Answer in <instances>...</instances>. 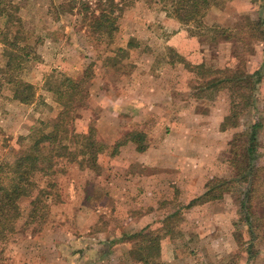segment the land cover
I'll use <instances>...</instances> for the list:
<instances>
[{
	"label": "rangeland",
	"instance_id": "1",
	"mask_svg": "<svg viewBox=\"0 0 264 264\" xmlns=\"http://www.w3.org/2000/svg\"><path fill=\"white\" fill-rule=\"evenodd\" d=\"M1 1L0 10L6 6V13H0V28L5 29L7 19L2 14L14 13L24 23L21 44L31 45L32 58L23 64L22 77L35 85L36 94L39 86L35 83L43 73L45 83L55 89L64 76L84 77L86 83L75 120L80 134L75 144L77 156L74 161L60 162L52 175H34L39 188L48 193L47 209L31 218L32 199H21L23 216L16 232L2 245L0 264H138L130 251L141 242L131 235L140 231H156L161 235L160 246L167 239V252L173 253L177 264H264V204H257L262 197L255 195L252 209L246 211L251 184L242 180L230 163L233 138L239 140L234 149L243 155L247 137H240V133H249L254 121L259 122L254 163L264 181V60L257 69L262 68L263 73L255 93L259 92L257 111L248 109L237 128L222 129L223 114L231 110L229 90L207 85L211 79L248 72L255 41H260L264 54V23L260 20H264V0H251L257 2L253 5L257 8L255 18L240 11L229 28L205 25L206 12L183 24L197 36L212 31L218 35L213 40L201 37L204 45L215 41V47H204L209 50L207 58L195 64L162 44L175 34L169 23H178L169 21L163 9L177 18L176 0H113L121 11L117 22L105 23L104 28L92 20L103 8L110 9V0H86L88 10L81 8L79 0ZM225 1L210 0L211 6L220 7ZM139 37L147 39L140 42ZM222 38L246 43H233L236 58L230 60L220 54L230 49L221 46L218 39ZM127 40L139 52L144 46L149 55L132 53L126 48ZM3 59L0 57V67ZM39 67L47 70L39 71ZM12 96L8 84L3 83L0 168L4 171L24 151L20 137L28 135L40 121L52 123L60 111L54 100L49 105L44 96H36L35 108L28 113L15 105L21 102ZM22 115L30 117L32 126L21 134L15 129ZM91 127L95 141L103 147L97 150L95 160L87 149ZM140 131L147 135L142 139L143 145L149 144L147 151H140L131 141L116 146L128 133ZM146 159H158L165 176L163 195L150 209L146 199L137 200L143 188L130 181V174H142ZM131 182L136 198L131 196L134 199L129 201L125 189L132 192ZM209 191L222 196L191 203L207 199ZM149 210L163 215L161 228L132 222Z\"/></svg>",
	"mask_w": 264,
	"mask_h": 264
},
{
	"label": "trees",
	"instance_id": "2",
	"mask_svg": "<svg viewBox=\"0 0 264 264\" xmlns=\"http://www.w3.org/2000/svg\"><path fill=\"white\" fill-rule=\"evenodd\" d=\"M0 3H2L1 0ZM78 3L84 10H88L90 7L86 0H79ZM109 3H112L109 5V10L103 8L98 15H94L93 17L92 22L98 28H104L105 23L112 24L117 22V14L121 9L113 0H110ZM5 7L0 10V13H6ZM210 7V0H176L174 2V15L183 24H186L192 20H196L200 14L203 16ZM2 15L4 17L7 16V19L4 24L5 29L0 28V39L4 46L2 54L4 64L0 67V87H2L3 83L8 84L13 92V99L19 100L24 104H32L36 101V87L33 83L24 80L22 77L23 64L32 58L31 45L27 44L23 46L21 44L25 39L23 35L24 23L14 13ZM260 18H262L261 13ZM260 20L264 23L263 19ZM262 65V68H264V62ZM261 70H257L253 74L239 71L234 76L219 77L208 81V88H224L230 92L231 110L224 120L222 125L223 130H227L230 127L237 128L240 117L248 109L254 112L257 111L255 103L258 101L259 92L256 95L255 93L258 85L263 80ZM83 78L63 77L59 88L53 90V100L60 107L56 119L52 123L40 121L39 125L32 128L28 135L21 136L20 139L24 151L11 162L10 168L7 171L0 168V254L3 251L1 249L2 245L9 239L10 235L16 232V224L23 216L20 206L22 198L30 197L32 199V209L29 215L31 218H35L38 213L47 209L45 198L48 193L45 189L39 188L38 183L34 180V175L38 172L44 175H52L55 173L56 166L60 162L74 161L77 156L75 144L79 141L78 137L80 134L75 129V120L77 104L85 96L86 82ZM258 127H260V123L254 121L249 133H240V137H247L243 145V155L238 154L236 149H234L239 140L233 138L231 142L232 157L230 163L233 168L234 166L237 167V174L241 176V179L251 184L247 191V200L245 201L247 206L244 205L246 211L252 209L250 204L252 205L255 195L260 198L262 197V200L258 201L257 204H264V191L261 184L264 181L254 163L258 153ZM94 133L95 129L91 127L87 137V149L91 151L89 154L92 160L97 159V150L100 151L103 148L95 141ZM146 138V133L142 131L131 132L127 134L125 140L117 142L116 146L118 147L131 141L138 144L140 151H144L149 146V144H142V139ZM258 182L259 187H257ZM209 192L206 194H210L207 199H195L191 203L195 204L199 200L209 201L222 196L221 193L211 195V191ZM251 214L249 210V219L254 218ZM131 238L133 240L141 238V242L136 246L137 249L130 251V255L134 256L136 261L143 264H165L159 259L161 235L156 233V231L136 232L131 235Z\"/></svg>",
	"mask_w": 264,
	"mask_h": 264
},
{
	"label": "crops",
	"instance_id": "3",
	"mask_svg": "<svg viewBox=\"0 0 264 264\" xmlns=\"http://www.w3.org/2000/svg\"><path fill=\"white\" fill-rule=\"evenodd\" d=\"M238 2H242V4ZM256 3L257 2H252L251 0H226L221 7L211 6L209 9H207L206 14L203 17V20L205 22V25L207 26H212L214 24L215 25L217 24L225 28H229L233 26V24L235 23L236 15L240 11L249 12L250 17L252 19L255 18L257 14V8L254 7L253 5H255ZM163 11L165 13V16H168L169 21L174 22L175 20V22L177 21L178 23H169L174 26L175 34L171 36L169 39L162 41V44H164L165 47L166 46L172 47L173 49L177 51L178 54L186 56V59L192 61V63L194 64L203 62L205 59V56L207 58V53L209 51V50L204 49V47H206L207 49H213L215 47V44H214L215 41L209 42V44L207 43L208 41H206L205 42L206 44L204 45L201 37H206V38L209 37L211 40H213L214 38H218V35L215 34L214 31L208 32L210 35H206V36L202 34L201 35L198 34L200 36H197L196 34L195 35L191 34L188 31L187 27L183 25V23H180L177 18L167 15V9H163ZM145 38L147 39V37H139L137 38V41L140 40V42H143ZM218 40L219 42L222 43L221 46H223V48L230 47V49L221 50V52L220 51H216V52H220V54H222L224 58L226 59L228 58L230 60L232 58H236L234 54V50L233 51L231 50L232 49L231 46H233V43H241L243 45L246 43L242 39L234 40L230 38H222ZM255 43H256L255 44L256 47H254L253 51L249 53V57H248V60H249L248 61V69H249L248 72H251V73L257 70L264 60V54L262 51L263 48L260 47V44H259L260 41L257 40L255 41ZM201 44H203L204 46H202ZM125 45H126V48H128L132 53L139 52L137 51L139 50V48L134 47V45L131 46V44L129 43V40L126 41ZM140 50L141 52H139V54H143V56H148L150 53L149 50L145 49L144 46ZM242 50H245V49L243 48ZM145 51H148V52L146 53ZM2 54H3V45L0 43V57H2ZM249 64H251V66ZM41 70H47V69H45V67H39V71ZM141 71L143 72L144 68ZM43 75L39 78V81H36L35 83L39 86L38 91H37V96H41V97L44 96L45 102L50 105L51 101L53 100V94H54L53 90H55V88L49 87L47 82L45 83V81L43 80ZM219 91H222V90H219ZM35 104H36L35 102L32 104H24V103L15 102V105H20L25 108L24 110H28V113L30 112L31 108H35L34 107ZM228 114L229 113H227V111L223 114V118H224L223 121L228 116ZM22 116L23 118L21 119V122H19L18 127L15 129L17 132L21 134L26 131H29L30 126H32L30 117L28 115L25 117L24 115ZM149 152H148V155H150ZM141 168L143 171L142 174L141 175L130 174V179H131L130 181L137 184V186H141V188H143L141 190V193L143 194H140L141 196L137 198V200H140L141 197L146 199V202L148 204L147 206L150 209L152 206L155 207L156 204L159 203L163 195L164 186H162V184H163L164 177H165L163 175L164 166L160 164L157 159L156 162L148 161V160L145 161V164H142ZM132 182H131V185H129V187L132 189V192L130 190L127 191L126 190L127 188L125 189V197L129 201H132V199H134V197H131V196H135L136 198V195H134L135 193L133 192L134 184ZM139 191L140 190H137V193ZM161 220H163L162 214L158 215L156 212H154V210H149L146 213H144L141 217H134V219H132V222L136 224L138 221H141L145 224V226L152 224L151 227H153V229H159L161 228L160 227ZM167 245H169V241L167 239L163 240V242L161 243V251L159 254L160 259L165 264H177L176 257L173 255V253L171 251L167 252V249H166ZM138 264H140V262Z\"/></svg>",
	"mask_w": 264,
	"mask_h": 264
}]
</instances>
